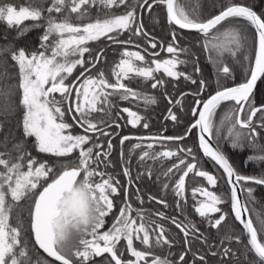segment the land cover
Segmentation results:
<instances>
[{
	"label": "snow or ice",
	"instance_id": "snow-or-ice-1",
	"mask_svg": "<svg viewBox=\"0 0 264 264\" xmlns=\"http://www.w3.org/2000/svg\"><path fill=\"white\" fill-rule=\"evenodd\" d=\"M154 8L165 11L163 20ZM146 18L167 34L152 35ZM0 24L13 32L11 40L0 37V264H264V217L254 223L256 191L264 187L257 130H264V9L246 0H220L216 14L201 18L195 9H178L175 0H0ZM36 29L43 32L35 49L19 43ZM183 30L202 37L198 43L213 68L211 78L204 76L195 45H181ZM100 41L103 46H89ZM109 48L119 59L105 63ZM237 65L243 80L229 84ZM134 78L163 90L165 121L180 126L190 117L182 131L121 135L122 125L150 127L148 116L120 107L121 101L142 100L146 108L157 103L130 86ZM181 80L195 91L181 90ZM187 96L192 104L185 112ZM222 104L230 107L217 122ZM225 130L232 149H250L244 161L253 166L250 174L239 171L221 147ZM192 136L193 143H185ZM132 140L137 142L126 156L123 146ZM137 149L144 170L134 176ZM173 158L156 176L157 182L166 178L161 191L172 202L144 193L138 182L152 177L147 162ZM204 158L222 175L207 170ZM116 162L125 184L114 171ZM189 174L212 188L218 181L227 185L220 194L203 185L191 188L199 221L183 215ZM145 195L173 213L145 209ZM133 198L141 207L133 206Z\"/></svg>",
	"mask_w": 264,
	"mask_h": 264
},
{
	"label": "trees",
	"instance_id": "trees-1",
	"mask_svg": "<svg viewBox=\"0 0 264 264\" xmlns=\"http://www.w3.org/2000/svg\"><path fill=\"white\" fill-rule=\"evenodd\" d=\"M13 3L16 4H23L24 0H12ZM182 2L184 3L183 5V9L188 12L189 14L193 13V10L195 9L196 12L201 16V18H206V16L204 14L200 13V7L197 9L196 5H197V0H182ZM219 2V0H218ZM247 3H250L252 5L255 6V8L259 11L260 9H264V0H247ZM199 3V2H198ZM28 24H30L31 22H26ZM43 32V29H36L33 31H30L23 39V41L19 42L20 44L25 45L27 48L29 49H35L36 45L38 44L39 40L38 37L40 36V34ZM185 33V41L187 42H196L198 43L199 40L201 39L200 36H198L197 34L194 33H189V32H184ZM4 35H7L9 37V40H11L12 36H13V32L12 31H8L5 29L3 24H0V37H3ZM5 42L0 39V45L4 44ZM199 44V43H198ZM90 47L92 48H97V46L94 44H91ZM196 48H199V60L202 66H204L205 71H204V76L211 78L212 74H213V68L211 65H209L208 61L205 58V53L202 50V47L200 46H196ZM87 56V54H85ZM185 56V55H184ZM186 58V57H185ZM226 59H227V55H226ZM106 62V61H105ZM100 65H97V67H99ZM181 68H183L185 70V66H181ZM188 71L192 70V65L189 64L187 66ZM95 71V70H93ZM235 71V82L239 83L242 82L243 80V71L240 68L239 65H237V67L234 69ZM79 74V69H77L74 73L73 76H76ZM227 83H229V81H227ZM195 87L194 85H191L188 82L184 81V90L185 91H195ZM183 90V89H181ZM174 94V93H172ZM186 99V104H188L187 102L190 101V97L187 96L185 97ZM226 107H229L228 104H222L221 107L217 110L216 113V117L215 120L217 122H219L220 118L223 116ZM175 111V110H174ZM187 112V110L185 111ZM141 115H146L149 117L150 120V127L148 129H143V128H132L130 125H122V129H121V135H128V134H132L131 136H139V135H151L153 133H162L164 128H167V132H163V134L165 135H171L173 134L175 131L179 130L182 131L183 130V124L187 123V120L190 117H183L182 118V124L180 126H176L174 125L171 121H165L162 118V114H159L157 112H139ZM127 115V114H126ZM165 116V115H164ZM166 122L167 125H164V123ZM77 131H80L79 129H77ZM260 132V138H259V143L264 145V130H258ZM227 135L226 130L224 132H222L221 136V147L223 148V150L225 151V153L227 154V156L229 157L230 161L233 163V165L241 172L245 173V174H250L252 171H254L253 166L250 164L247 167H245L244 161L246 159V157L250 154V149L248 148L247 145H245L243 150H239V149H232L230 147V144L228 143L227 140L223 139L224 136ZM119 136L116 137V139L113 141V143H117V141L119 140ZM195 136L190 137L187 141H185V143L187 144H192L193 141L195 140ZM136 140H132V141H126L124 144V152L125 155L127 156L129 153V150L132 147V144L136 143ZM158 149L160 147H157ZM154 149H156L154 147ZM141 150L137 149L133 154H132V160H131V168H132V172L133 175L135 176L137 172L139 171H143L144 169L140 168L137 164V160H138V156H134L136 154H139ZM35 155V153H33ZM202 155V153H201ZM113 157L118 160V149L117 151H114L113 153ZM115 162V161H114ZM175 162V158H173V160H168V161H155L152 162V166H150L152 168V177L149 178L147 175H145L139 182H138V186L140 188L143 189L144 193L146 194H151L153 196H156L158 199L161 197L167 198L169 203L172 202V197L170 195H168L167 193H164L161 191V183L166 182V178L161 177V181H156V176L158 174H160L163 170H166L167 167L171 166L172 163ZM201 164L204 165V167L213 172L216 171L217 175H222V170H218V166L214 165L213 162H211L210 160H208L207 158H204V160L201 161ZM210 164L212 166H210ZM145 167H149L147 164L145 165ZM213 167V168H212ZM114 171L116 173H121V166L120 163L116 162L115 164V169ZM118 179L121 181V184H125L126 181V177L123 176V174H119L118 175ZM203 185L204 187H208L210 191H217V194H220L221 191H225L227 188V185L223 182V181H218V185L217 188H212L211 186L207 185L206 181H203L202 178H195L193 179L192 174H189V177L186 178V196H187V204L184 205V213L183 215L188 216L189 218L193 219L194 221H199L201 218L198 217L197 214H195L194 209L192 208V204L194 203V201L192 200L191 197V188L192 187H198ZM219 190V191H218ZM131 191V190H130ZM256 196L257 199L259 201V203L255 206V215H254V223H255V218L256 216H261L264 217V187H258L257 191H256ZM123 197V193H121V196L117 198V201H119L120 199H122ZM131 198V197H130ZM197 199H202V197H197ZM145 200L146 203L143 205V207L145 209H150L153 212L156 210H160V211H166L170 214L173 213V209L169 208V209H164L163 205L157 204L155 201L152 202H147V195H145ZM21 203H23V201H21ZM132 203L134 207H141L139 205V203L133 198L132 199ZM224 210L227 211L228 207L227 205H224ZM177 216L180 215L179 212L175 213ZM250 215H253L252 212L249 213ZM25 216L27 215L26 213L24 214ZM218 215V214H217ZM107 219V223H106V228L110 225L111 223V217L106 218ZM171 230L173 232H178V230L174 227L171 226ZM214 231V230H213ZM182 235V234H181ZM179 239V237H178ZM179 250L178 246L174 247L172 249L173 252H177ZM38 253L40 256H42L45 259L51 260L52 258H48L46 256V254H44L41 250H38ZM173 259H175V257H173ZM57 264H59V262H57Z\"/></svg>",
	"mask_w": 264,
	"mask_h": 264
},
{
	"label": "flooded vegetation",
	"instance_id": "flooded-vegetation-1",
	"mask_svg": "<svg viewBox=\"0 0 264 264\" xmlns=\"http://www.w3.org/2000/svg\"><path fill=\"white\" fill-rule=\"evenodd\" d=\"M247 1V0H246ZM199 2V7H200V13L204 14L206 17L210 16V15H214L218 12V8H219V4H220V0L218 2V0H198ZM175 5L176 7L179 8H183L184 3L182 2V0H175ZM151 15V14H149ZM154 15L160 19L163 20V17L166 15L165 11L162 8L156 9L154 8ZM145 27L146 29L155 37L160 38L162 36H165L167 34V28H163L162 25L160 23H156L155 21L151 20V19H145ZM171 27V26H169ZM185 31L182 32L183 35V39L181 40V45L182 46H192L195 45V47H193V51L196 53V55H199V48H196V46H199L198 43L196 42H187L185 41L186 37H185ZM191 33V32H189ZM197 34L198 36H200L198 33H194ZM201 37V36H200ZM135 40L139 41L140 43H143V40L140 37H135ZM202 39V37H201ZM200 39V40H201ZM199 40V41H200ZM103 41L100 42H91V44H94V46H103ZM89 45V46H90ZM129 50L135 51L137 50L134 46H128ZM119 51V50H118ZM160 56L162 58H170V54H167L166 52H161ZM180 58L181 59H185V56L183 53L180 54ZM119 56L117 52H113L111 50V48H109L107 50V58H106V62H111L114 60H118ZM181 70H184L183 68H181ZM158 76H163V73H158ZM166 79H170V78H166ZM125 83H129V81H125ZM143 82L140 80V78H134L131 83L130 86H132L133 88H135L137 91L140 92H146L149 95L155 96L157 98V103L154 105H149L147 108L144 105V102L142 100H137L134 102H129V101H121L120 102V107H130L133 111H138V112H157L159 114H162V118L164 117V115H166V109L168 107L167 104V100L166 98L161 94L163 90L157 88V89H151L150 88V82L148 83H143V86L140 87L138 85L142 84ZM232 83H236L235 81H229V84ZM178 87L180 89L184 90V81L181 80L179 82ZM173 95H175V91H173ZM190 97V101H188L186 104V99H184V110L186 111L188 109V107L192 104V97ZM230 107V105H229ZM175 110V108H173V111ZM123 116H125V118H127L126 113H122ZM164 125H167L166 122L164 123ZM257 130H261V129H257ZM128 135H132V134H128ZM136 136V135H134ZM143 136H148V134H145ZM156 149H154L155 151H159L161 150L160 148L158 149L157 147H159L158 145L154 146ZM134 156H139V154H136ZM159 161V160H157ZM163 161H168V160H163ZM152 162L151 160H149L147 162L148 166H152ZM210 166H212L210 164ZM213 168V167H212ZM214 174H216V171H214Z\"/></svg>",
	"mask_w": 264,
	"mask_h": 264
},
{
	"label": "water",
	"instance_id": "water-1",
	"mask_svg": "<svg viewBox=\"0 0 264 264\" xmlns=\"http://www.w3.org/2000/svg\"><path fill=\"white\" fill-rule=\"evenodd\" d=\"M185 32H191V33H196L195 31H189V30H183ZM42 251V250H41ZM43 252V251H42Z\"/></svg>",
	"mask_w": 264,
	"mask_h": 264
}]
</instances>
